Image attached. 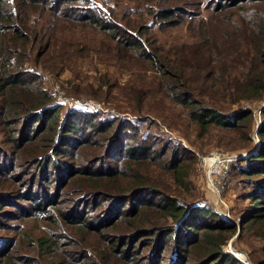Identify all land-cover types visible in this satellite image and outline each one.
Returning a JSON list of instances; mask_svg holds the SVG:
<instances>
[{
  "label": "trees",
  "instance_id": "obj_1",
  "mask_svg": "<svg viewBox=\"0 0 264 264\" xmlns=\"http://www.w3.org/2000/svg\"><path fill=\"white\" fill-rule=\"evenodd\" d=\"M91 1L0 0V154L8 156L0 160V218L12 219L15 207L47 223L42 236L14 227L17 239H0V264H241L223 250L236 227L179 196L194 156L133 139L137 127L118 118L56 104L26 70L24 47L38 52L65 29L97 31L107 58L157 74L159 90L201 132L230 130L249 148L256 113L242 105L264 98V0H155L125 12L123 23ZM178 30L188 36L161 42L154 32ZM258 118L259 148L237 169L248 187L240 236L257 226L264 236V108ZM36 180L49 192H34Z\"/></svg>",
  "mask_w": 264,
  "mask_h": 264
},
{
  "label": "rangeland",
  "instance_id": "obj_2",
  "mask_svg": "<svg viewBox=\"0 0 264 264\" xmlns=\"http://www.w3.org/2000/svg\"><path fill=\"white\" fill-rule=\"evenodd\" d=\"M153 1L155 0H93L91 2L107 5L106 9L111 11V17L123 23L127 20L123 17L125 12L126 16H131L129 13L138 9L145 11V7ZM63 31L66 34L56 33L55 38H52L56 41L48 43L38 52V45H32L31 42L25 44L26 70L38 74L43 88L51 93L56 104H63L65 109L94 112L102 119L118 118V123L123 126L128 122L129 126L137 127L136 134L132 131L128 132L132 134L133 139L138 136L140 139H144L145 136L156 138L157 145L162 142L169 143L172 147L178 148L181 155H186V152L193 155L195 163L187 179L189 190L180 191L179 196L194 204L206 205L224 220L225 225L236 227V235L223 246L225 252L231 253L241 264H264V236L258 235V226L244 230L243 234L239 235L242 232L240 220L246 215L244 209L247 207L243 194L248 191V187L244 185L242 177L238 176L237 169L244 163L239 159L232 163L223 192L216 194L208 185L209 161L206 158L212 152L224 156L256 153L260 145L256 135L261 121L258 118L259 109L264 107V98L259 104L243 103L242 105L252 107L256 113V122L251 134L252 146L247 148L248 145L245 144L243 137L230 130L211 127L208 131L201 132L188 119L184 110L166 97L164 91L159 90L156 85L157 74L147 68H141L139 64L122 65L114 59L107 58L108 52L104 47L107 42L104 41L102 34L97 31H85L82 27ZM154 32L161 42L185 39L188 36L182 30L161 34ZM105 78L107 83H104ZM1 128L0 126V148L3 149L7 144L6 135ZM7 159V155L0 154L1 161ZM156 172L157 170L154 174ZM37 180L31 187L34 192L38 194L40 190L42 193L49 192L47 186H38ZM169 184L170 189L176 190L171 181ZM27 185L28 183L23 193H28L29 185ZM50 191L52 192L53 189L50 188ZM18 202H20L18 199H13V206ZM23 204H28V201L24 200ZM15 209L12 208V214L17 218L13 219V217V220L0 218V223L5 227L0 228V239H10V237L17 239L18 235L13 232L14 227L34 237L43 235L47 225L45 221L35 217L24 218L26 215ZM5 210L0 209V214H4ZM236 253L241 254L242 259Z\"/></svg>",
  "mask_w": 264,
  "mask_h": 264
},
{
  "label": "built area",
  "instance_id": "obj_3",
  "mask_svg": "<svg viewBox=\"0 0 264 264\" xmlns=\"http://www.w3.org/2000/svg\"><path fill=\"white\" fill-rule=\"evenodd\" d=\"M249 155L250 154L246 153L240 156H224L219 155L217 152H212L208 157H206L207 161H209L207 177L209 188L211 187L216 194H219V192L222 193L225 188L232 163L238 159L247 158Z\"/></svg>",
  "mask_w": 264,
  "mask_h": 264
},
{
  "label": "bare ground",
  "instance_id": "obj_4",
  "mask_svg": "<svg viewBox=\"0 0 264 264\" xmlns=\"http://www.w3.org/2000/svg\"><path fill=\"white\" fill-rule=\"evenodd\" d=\"M236 255H237L238 257H240V255H241V254H239V253H236ZM240 258H241V257H240ZM241 259H242V258H241Z\"/></svg>",
  "mask_w": 264,
  "mask_h": 264
}]
</instances>
